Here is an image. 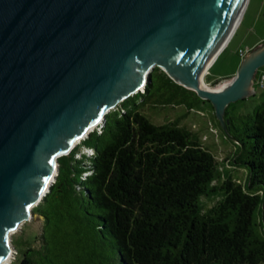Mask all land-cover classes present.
<instances>
[{
    "label": "water",
    "instance_id": "95a60500",
    "mask_svg": "<svg viewBox=\"0 0 264 264\" xmlns=\"http://www.w3.org/2000/svg\"><path fill=\"white\" fill-rule=\"evenodd\" d=\"M243 1L0 0V264L54 183L57 159L145 90L154 67L211 103L232 140L224 113L255 93L264 44L230 80L203 87L200 72L227 46Z\"/></svg>",
    "mask_w": 264,
    "mask_h": 264
},
{
    "label": "trees",
    "instance_id": "16d2710c",
    "mask_svg": "<svg viewBox=\"0 0 264 264\" xmlns=\"http://www.w3.org/2000/svg\"><path fill=\"white\" fill-rule=\"evenodd\" d=\"M200 102L208 101L154 67L144 92L57 159L55 181L32 210L41 231L18 264H264V102L235 136L224 113L242 184L180 125ZM146 106L187 112L156 125Z\"/></svg>",
    "mask_w": 264,
    "mask_h": 264
},
{
    "label": "rangeland",
    "instance_id": "374dc122",
    "mask_svg": "<svg viewBox=\"0 0 264 264\" xmlns=\"http://www.w3.org/2000/svg\"><path fill=\"white\" fill-rule=\"evenodd\" d=\"M239 22L240 23H238L236 30L228 42L229 44H227L218 55L215 60L216 63L215 61L213 62V64L215 63L214 66L212 64L208 69L209 71H206L207 73L203 80L207 86V83H210L211 80L215 81V79H218L215 76L217 74H221L224 78L230 77L234 71V75L236 74L241 63V58L237 55V51L240 48L244 49L246 46H252L257 43V41L264 43V0H248ZM254 91L255 93L253 95L231 103L227 107V117L232 121L230 129V134L232 136L237 135L243 127L241 118L246 119L248 116H252L255 109L260 108L264 102V93L257 88H254ZM141 92H144V90L142 89ZM212 108L211 103L200 102L195 110L188 113H186V109L182 106L159 107L155 110L146 106L142 108L141 111L156 125L174 121L186 113V116L181 119L180 125L196 132L203 146L213 154L220 167L223 170L230 171L231 176L242 184L245 179V172L242 169L233 167L234 164H232L230 160L235 150L234 145L232 140L223 136L222 127L214 114V110L212 111ZM231 135H229V137H231ZM79 142L80 141H77L76 144ZM84 152L86 151L82 149V153ZM203 201L206 207L211 206L213 203L205 198ZM41 226L42 222L39 220L38 215L33 213L31 219L23 222L19 228L12 233L11 244L13 245L14 251L7 264L19 263L21 252L28 243H32L34 236L40 233ZM21 243L23 244L22 247L20 246Z\"/></svg>",
    "mask_w": 264,
    "mask_h": 264
},
{
    "label": "bare ground",
    "instance_id": "6f19581e",
    "mask_svg": "<svg viewBox=\"0 0 264 264\" xmlns=\"http://www.w3.org/2000/svg\"><path fill=\"white\" fill-rule=\"evenodd\" d=\"M247 2H248V0H244V1H243L242 6H241V8H240V10H239V13H238V15H237V18H236V20H235V22H234L232 28L230 29L229 33L227 34V37L225 38V42H224L223 46H224L225 43L228 41V39L230 38V36L233 35L234 31H235L236 28H237L238 23H240L239 21H240L242 15H243V12H244V10H245V8H246ZM223 46H222V47H223ZM213 59H214V57H210V58L207 60V62L205 63V65H204V66L202 67V69H201V72H200V83H201V85H202L203 87H208V86L204 83L203 78H204V75H205L206 70H208V69H207L208 66L211 64V62L213 61ZM78 141H79V140H78ZM76 142H77V141H76ZM75 144H76V143H75ZM9 259H10V257H9L8 259H6V261H4L2 264H7V263L9 262Z\"/></svg>",
    "mask_w": 264,
    "mask_h": 264
},
{
    "label": "crops",
    "instance_id": "0c3cea01",
    "mask_svg": "<svg viewBox=\"0 0 264 264\" xmlns=\"http://www.w3.org/2000/svg\"><path fill=\"white\" fill-rule=\"evenodd\" d=\"M261 41H257V43H255L254 45H252V46H246L244 49H242V48H240L238 51H237V55H238V57L239 58H241V61L243 60V58L249 53V52H251V51H253V50H255V49H257V48H259L261 45H263L264 43H260ZM255 46V47H254ZM239 51H245V55H244V57H241L240 55H239ZM246 51H248V52H246ZM215 63H216V61H215ZM214 63V64H215ZM214 64H213V66H214ZM212 66V67H213ZM240 66V65H239ZM239 68V67H238ZM238 70V69H237ZM207 71H209V70H207ZM235 72V71H234ZM234 72L230 75V77H233L234 76ZM207 73V72H206ZM205 73V74H206ZM205 76V75H204ZM216 76V78H218V79H215V81H213V80H211L210 81V83H207L208 84V86H211V85H213L214 83H216V82H218L219 80H222V79H228V78H230V77H222V75L221 74H217V75H215Z\"/></svg>",
    "mask_w": 264,
    "mask_h": 264
},
{
    "label": "built area",
    "instance_id": "2783aa9c",
    "mask_svg": "<svg viewBox=\"0 0 264 264\" xmlns=\"http://www.w3.org/2000/svg\"><path fill=\"white\" fill-rule=\"evenodd\" d=\"M239 55L244 57L245 51H239ZM254 88H257L259 91L264 93V67L259 69L255 75Z\"/></svg>",
    "mask_w": 264,
    "mask_h": 264
}]
</instances>
